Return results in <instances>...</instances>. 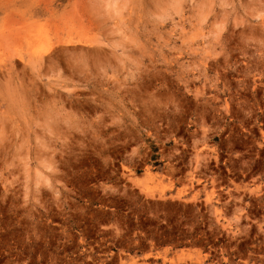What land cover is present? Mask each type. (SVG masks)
I'll return each instance as SVG.
<instances>
[{"label": "rangeland", "instance_id": "obj_1", "mask_svg": "<svg viewBox=\"0 0 264 264\" xmlns=\"http://www.w3.org/2000/svg\"><path fill=\"white\" fill-rule=\"evenodd\" d=\"M0 264H264V0H0Z\"/></svg>", "mask_w": 264, "mask_h": 264}, {"label": "bare ground", "instance_id": "obj_2", "mask_svg": "<svg viewBox=\"0 0 264 264\" xmlns=\"http://www.w3.org/2000/svg\"><path fill=\"white\" fill-rule=\"evenodd\" d=\"M64 51V50H63ZM48 60H49V58H48Z\"/></svg>", "mask_w": 264, "mask_h": 264}]
</instances>
